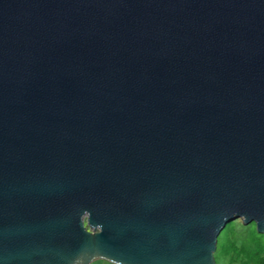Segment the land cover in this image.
Masks as SVG:
<instances>
[{
  "label": "water",
  "instance_id": "obj_1",
  "mask_svg": "<svg viewBox=\"0 0 264 264\" xmlns=\"http://www.w3.org/2000/svg\"><path fill=\"white\" fill-rule=\"evenodd\" d=\"M264 234V0H0V264H215Z\"/></svg>",
  "mask_w": 264,
  "mask_h": 264
},
{
  "label": "trees",
  "instance_id": "obj_2",
  "mask_svg": "<svg viewBox=\"0 0 264 264\" xmlns=\"http://www.w3.org/2000/svg\"><path fill=\"white\" fill-rule=\"evenodd\" d=\"M251 225L249 224L247 232V234L252 235L250 240L245 236L239 241L237 248L235 247V240L230 239V236H235L233 223L226 225L221 231L224 235L216 242L215 251L220 250L221 254H231L230 262L237 260L239 264H264V246H262L264 234H257Z\"/></svg>",
  "mask_w": 264,
  "mask_h": 264
},
{
  "label": "rangeland",
  "instance_id": "obj_3",
  "mask_svg": "<svg viewBox=\"0 0 264 264\" xmlns=\"http://www.w3.org/2000/svg\"><path fill=\"white\" fill-rule=\"evenodd\" d=\"M232 223H233V232L235 233V236H230V239L235 240V247L237 248L239 245V241L241 239H243L246 236L247 239L250 240L252 235L247 234L248 229H249V227H248L249 225H242L239 220H236ZM230 224L231 223H229L228 225H230ZM223 235L224 234L222 232H220L219 237L217 238V241H219L220 237H222ZM262 246H264V242H263ZM230 255L231 254H229V253L228 254H221L220 250L215 251L214 255H213L215 264H239L237 260H234V262H230L229 261ZM91 264H109V263L103 262V261H96V262H93Z\"/></svg>",
  "mask_w": 264,
  "mask_h": 264
}]
</instances>
